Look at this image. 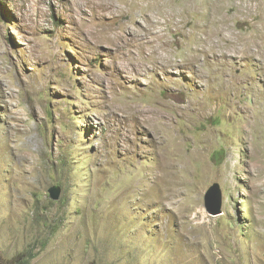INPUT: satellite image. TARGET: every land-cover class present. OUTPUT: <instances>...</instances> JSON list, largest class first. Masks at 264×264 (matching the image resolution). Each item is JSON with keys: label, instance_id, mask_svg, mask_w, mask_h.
Wrapping results in <instances>:
<instances>
[{"label": "rangeland", "instance_id": "374dc122", "mask_svg": "<svg viewBox=\"0 0 264 264\" xmlns=\"http://www.w3.org/2000/svg\"><path fill=\"white\" fill-rule=\"evenodd\" d=\"M21 253L264 264V0H0V264Z\"/></svg>", "mask_w": 264, "mask_h": 264}, {"label": "water", "instance_id": "95a60500", "mask_svg": "<svg viewBox=\"0 0 264 264\" xmlns=\"http://www.w3.org/2000/svg\"><path fill=\"white\" fill-rule=\"evenodd\" d=\"M207 207L211 214H219L221 212V193L219 187L212 188L207 195Z\"/></svg>", "mask_w": 264, "mask_h": 264}, {"label": "bare ground", "instance_id": "6f19581e", "mask_svg": "<svg viewBox=\"0 0 264 264\" xmlns=\"http://www.w3.org/2000/svg\"><path fill=\"white\" fill-rule=\"evenodd\" d=\"M147 22L148 23H150L151 25H154V20L151 18V16H147ZM159 45H153L152 46V50L157 54V57H153V58H157V59H159V60H161L163 63H166V60H167V58L166 57H164L163 55H161L160 54V52H159ZM163 53V52H162ZM166 56V55H165ZM173 57V56H172ZM172 59V58H171ZM170 59V60H171ZM169 60V59H168ZM168 62V61H167ZM166 64H168V63H166ZM172 64V63H171ZM171 66V65H170ZM221 213V212H220ZM219 213V214H220ZM211 215H214V214H211ZM218 215V214H217Z\"/></svg>", "mask_w": 264, "mask_h": 264}, {"label": "trees", "instance_id": "16d2710c", "mask_svg": "<svg viewBox=\"0 0 264 264\" xmlns=\"http://www.w3.org/2000/svg\"><path fill=\"white\" fill-rule=\"evenodd\" d=\"M32 257H29L26 253H21L14 257L11 261L4 264H28Z\"/></svg>", "mask_w": 264, "mask_h": 264}]
</instances>
